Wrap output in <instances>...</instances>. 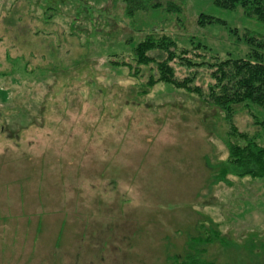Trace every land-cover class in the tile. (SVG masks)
<instances>
[{
  "label": "rangeland",
  "instance_id": "rangeland-1",
  "mask_svg": "<svg viewBox=\"0 0 264 264\" xmlns=\"http://www.w3.org/2000/svg\"><path fill=\"white\" fill-rule=\"evenodd\" d=\"M169 1L180 13L0 0V264H264V176L214 180L229 139L241 143L231 123L264 145V110L228 117L165 83L140 94L154 65L133 62L151 31L244 58V33L264 36V23L240 6ZM202 12L226 26H199ZM178 62V79L207 88V67Z\"/></svg>",
  "mask_w": 264,
  "mask_h": 264
},
{
  "label": "trees",
  "instance_id": "trees-1",
  "mask_svg": "<svg viewBox=\"0 0 264 264\" xmlns=\"http://www.w3.org/2000/svg\"><path fill=\"white\" fill-rule=\"evenodd\" d=\"M127 4L126 14L134 16L139 9L145 10L146 5L150 11H162L163 13H180L181 9L172 1L162 4L155 0H124ZM219 8L232 10L236 6L243 9L244 15L254 18L264 23V0H211ZM142 3V4H140ZM221 24L226 26V22L204 12L197 18V24L204 26L207 24ZM230 33L235 34V29H228ZM245 43L250 48V53L244 58H234L227 56L221 58L212 55L210 50L201 42H197L193 50L188 48H178L176 41L165 34H157L156 31L147 32L145 37L140 40L133 48L134 68L147 67L150 75L144 84L145 87L140 94L148 93L157 83L169 84L174 88L183 89L189 93L197 95L200 100L207 105L220 108L226 116L230 117L237 105L248 107L255 105L264 110V61L261 51H264V36H256L246 31L243 35ZM193 51V56H187ZM208 54L210 57H207ZM195 58H200L194 61ZM178 60V64L191 68L193 66H205L210 72L212 81L206 89L193 84L192 77L188 76L178 79L175 76L174 67L170 64ZM122 63V62H121ZM117 64V63H115ZM126 67L133 68L132 63H122ZM264 126V121H257ZM230 135L241 141L236 143L233 140L228 141V155L217 172L214 174V180L224 182L228 175L252 177L264 176V145L255 141V138L248 137L246 133L240 132L234 124H230ZM199 241V240H198ZM170 264H210V262H200L197 258L192 260L179 261L176 257L169 258Z\"/></svg>",
  "mask_w": 264,
  "mask_h": 264
}]
</instances>
